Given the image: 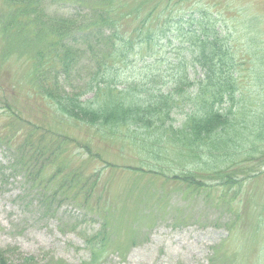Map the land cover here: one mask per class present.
Here are the masks:
<instances>
[{
    "label": "rangeland",
    "instance_id": "1",
    "mask_svg": "<svg viewBox=\"0 0 264 264\" xmlns=\"http://www.w3.org/2000/svg\"><path fill=\"white\" fill-rule=\"evenodd\" d=\"M26 1L33 20L21 13L25 0H0V137L17 157L45 164L42 176L55 174L57 184L76 172L82 194L73 188L46 210L41 193L52 186L46 179L41 178L43 189L27 168L7 173L9 179L0 182V256L9 264H95L91 252H106L97 264H264V0ZM74 5L82 7L77 11ZM101 8L130 37L152 11L165 17L202 8L216 18L239 63L236 98L226 106L232 105L243 140L240 134L212 157L197 159L183 142H171V129L182 128L185 120L175 109L164 127L170 131L150 137L151 144L161 139L160 145L144 149L127 127L110 136L83 119L68 121L54 102L34 91L29 57L53 38L46 17L74 15L75 21ZM146 50L142 47L143 54ZM79 62L83 70L96 64L94 58ZM133 69L123 67V77L134 75ZM74 75L78 82L66 78L64 85L77 93L88 74ZM58 136L70 145L56 153L52 144ZM3 145L0 159L9 170L15 161L10 164L12 151ZM40 146L43 154L36 152ZM101 233L106 240L101 249L97 239L88 243Z\"/></svg>",
    "mask_w": 264,
    "mask_h": 264
},
{
    "label": "trees",
    "instance_id": "2",
    "mask_svg": "<svg viewBox=\"0 0 264 264\" xmlns=\"http://www.w3.org/2000/svg\"><path fill=\"white\" fill-rule=\"evenodd\" d=\"M27 2L21 5V13L29 19L31 8L27 7ZM79 7L82 6L74 5V9ZM101 10L99 14L94 11L75 21L72 20L74 15L70 18L53 14L46 17L52 26L53 38L49 35L48 45L29 57L33 68L30 85L34 91L54 102L68 121L83 119L88 126L110 136H117L122 127H127L144 149L151 144L150 137L170 131L164 127L174 120L175 109L185 120L182 128L171 129L174 137L171 142H183L186 152L197 159L212 157V152L220 146L225 149L228 140L236 141L240 134L243 140V127H239L232 105L226 106L236 98L239 63L231 37L219 29L216 18L202 8H185L165 17L161 12L152 11L130 37L120 32L115 22L109 20L110 15ZM151 20L154 23H150ZM145 46L147 50L143 54ZM93 58L96 64L84 69L88 80L80 86L82 90L68 91L64 85L66 78L78 82L72 75L84 71L79 61ZM128 65L135 68L131 71L134 75L123 77L122 68ZM192 74L196 76L194 79ZM92 93L94 97L87 98ZM12 114H16L15 110ZM262 129L259 127V132ZM160 140H153L150 147L160 145ZM2 145L0 137V147ZM62 145L69 147L70 143L56 137L52 144L54 152L57 153ZM3 146L12 151L10 164L12 160L15 164L8 170L0 155L1 183L9 179L7 173L20 174L21 168H27L31 181L38 182L43 189L46 184L41 178L46 179L52 185L45 191L47 194L41 193V204L49 208L46 210L54 209L55 199L73 188L76 195L82 194L76 172L67 174L57 184L55 174L42 176L45 164L39 166L31 157V160L19 158L17 150ZM36 152L43 154L44 148L37 147ZM214 158L218 161L216 153ZM62 169L55 173H61ZM186 177L203 184L195 176ZM97 235L99 238L95 236L88 243L97 239L96 248L101 249L105 236ZM104 253L91 252L90 263L97 264ZM0 264H9L5 255L0 256Z\"/></svg>",
    "mask_w": 264,
    "mask_h": 264
}]
</instances>
